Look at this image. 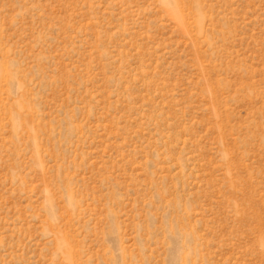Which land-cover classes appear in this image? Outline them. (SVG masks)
<instances>
[{"label": "rangeland", "instance_id": "374dc122", "mask_svg": "<svg viewBox=\"0 0 264 264\" xmlns=\"http://www.w3.org/2000/svg\"><path fill=\"white\" fill-rule=\"evenodd\" d=\"M0 264H264V0H0Z\"/></svg>", "mask_w": 264, "mask_h": 264}]
</instances>
